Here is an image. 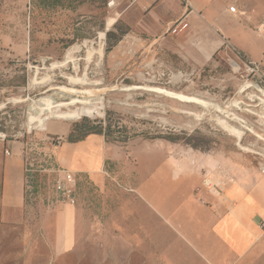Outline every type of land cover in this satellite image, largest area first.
I'll use <instances>...</instances> for the list:
<instances>
[{"label":"rangeland","instance_id":"374dc122","mask_svg":"<svg viewBox=\"0 0 264 264\" xmlns=\"http://www.w3.org/2000/svg\"><path fill=\"white\" fill-rule=\"evenodd\" d=\"M121 8L0 0V264H167L172 228L125 185L135 180L128 163L143 167L150 150L171 151L180 171L191 164L197 186L224 172L234 179L225 193L264 176V82L230 51L191 65L171 45L135 34ZM83 127L128 155L102 179L74 174L69 203L53 189L55 156L71 132L73 140L87 136ZM13 150L24 151L29 170L22 210L4 202L2 170Z\"/></svg>","mask_w":264,"mask_h":264},{"label":"crops","instance_id":"0c3cea01","mask_svg":"<svg viewBox=\"0 0 264 264\" xmlns=\"http://www.w3.org/2000/svg\"><path fill=\"white\" fill-rule=\"evenodd\" d=\"M189 2L190 8L181 0H118L115 5L122 7L121 19L135 34L171 45L193 66L228 53L229 44L246 60L259 63L264 75V0ZM233 6L235 13L230 11ZM178 20L186 28L174 33L171 29ZM162 151L150 150L143 167L128 163L135 180L125 185L147 200L152 216L172 228L166 235L167 264H264V176H250V183L230 187L223 197L214 198L203 190L202 182L196 185L200 175L192 173L196 171L191 164L180 171L169 157L172 152L166 153L165 147ZM127 153L105 135L89 134L82 141L66 142L55 159L58 168L100 179L99 173ZM129 155L137 158L134 151ZM2 173L7 208L24 209L28 187L24 151L13 150ZM253 179H258L255 185Z\"/></svg>","mask_w":264,"mask_h":264},{"label":"built area","instance_id":"2783aa9c","mask_svg":"<svg viewBox=\"0 0 264 264\" xmlns=\"http://www.w3.org/2000/svg\"><path fill=\"white\" fill-rule=\"evenodd\" d=\"M186 8H190L189 0H181ZM109 7L115 5V1L112 0L108 3ZM232 13L236 12V7L233 6L230 8ZM186 28V25H183V20H178L173 24L172 32H177L178 29L183 30ZM227 49L235 55L238 59L242 61V63L247 68V72L250 75L258 78L261 82H264V75L259 63L248 61L244 58V56L236 49L232 48L229 44H226ZM6 155L10 156L11 152L6 151ZM29 170L27 169V172ZM56 172V178L54 181L53 189L54 192L65 202L74 203L75 195H76V177L75 175L66 170L59 168ZM262 174H264V167L261 170ZM234 182V179L225 174L224 172H214L213 174H205L202 181V188L207 194L214 198L223 197L225 194L226 187L229 183ZM205 204V202H202ZM262 227L264 228V221L262 222Z\"/></svg>","mask_w":264,"mask_h":264},{"label":"bare ground","instance_id":"6f19581e","mask_svg":"<svg viewBox=\"0 0 264 264\" xmlns=\"http://www.w3.org/2000/svg\"><path fill=\"white\" fill-rule=\"evenodd\" d=\"M138 88V87H137ZM136 89V87H135ZM151 90H154V89H151ZM156 90V89H155ZM154 90V91H155ZM165 91V90H164ZM159 92H163V91H159ZM72 93V92H71ZM167 94V93H166ZM169 95L173 96L174 98L178 99V100H183L185 102H191V103H196V104H203V101H200L196 98H190V97H184L183 95H180V94H175V93H168ZM81 95V94H80ZM168 95V96H169ZM88 100V99H87ZM82 101V100H81ZM79 101L78 100H75L73 99L72 101H69V102H63V103H59V102H52L51 104V109H57V108H61V107H68V106H73L75 104H78ZM233 132H235L238 136L239 139L242 138V132L240 131H236L234 129H232Z\"/></svg>","mask_w":264,"mask_h":264},{"label":"trees","instance_id":"16d2710c","mask_svg":"<svg viewBox=\"0 0 264 264\" xmlns=\"http://www.w3.org/2000/svg\"><path fill=\"white\" fill-rule=\"evenodd\" d=\"M83 128H84V131L87 132V135H89V134H102V135H105V134L102 133V132H91V131H89V130H86V127H83ZM73 133H74V132H71L69 138L67 139V142H79V141H82V140L85 138V137H81V138H79V139H77V140H73V139H72ZM105 136H106V135H105ZM27 177H28V174H27Z\"/></svg>","mask_w":264,"mask_h":264}]
</instances>
